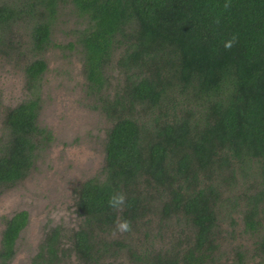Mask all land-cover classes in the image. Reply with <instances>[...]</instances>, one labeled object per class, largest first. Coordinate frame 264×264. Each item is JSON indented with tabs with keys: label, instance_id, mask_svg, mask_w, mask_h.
Returning a JSON list of instances; mask_svg holds the SVG:
<instances>
[{
	"label": "trees",
	"instance_id": "obj_1",
	"mask_svg": "<svg viewBox=\"0 0 264 264\" xmlns=\"http://www.w3.org/2000/svg\"><path fill=\"white\" fill-rule=\"evenodd\" d=\"M65 3L87 20L79 38L83 72L112 124L101 175L76 190L81 224L68 237L62 227H51L30 264H64L69 251L82 264H115L108 258L120 250L131 264H210L218 249L224 176L233 179L236 172L259 179L244 195L243 219L247 230L264 231V0H231L227 10L225 0H5L0 36L10 42L11 27L29 21L31 49L43 53ZM234 33L238 43L225 49ZM117 51L122 81L111 95L107 71ZM46 70L44 59L29 61L27 98L3 111L0 195L27 177L53 141L38 123ZM115 192L127 197L119 212L108 206ZM158 209L166 220L185 217L191 240L139 254L109 239L118 217L131 221L132 232ZM28 219L25 210L5 219L0 264L12 261ZM260 247L264 253V237Z\"/></svg>",
	"mask_w": 264,
	"mask_h": 264
},
{
	"label": "rangeland",
	"instance_id": "obj_2",
	"mask_svg": "<svg viewBox=\"0 0 264 264\" xmlns=\"http://www.w3.org/2000/svg\"><path fill=\"white\" fill-rule=\"evenodd\" d=\"M87 24L70 3H65L58 7L52 23L51 44L43 53L36 54L31 49L29 21H18L11 27L10 42L0 36V134L5 108L27 98L24 68L37 57L47 63L38 123L53 134V141L39 152L27 177L0 195V240L6 218L21 210L29 215L10 264H30L51 227H62L66 237L77 229L81 218L75 206L76 190L85 180L101 175L107 131L112 122L101 110L98 95L90 93L83 72L79 38ZM119 55L120 51L113 54L107 71L111 95L122 81L116 67ZM235 174L233 179L230 174L224 176L225 191L217 210L218 249L210 264H264L260 247L264 231L247 230L243 219L244 195L259 187V179L249 171L245 175ZM159 202L156 201L155 209L161 205ZM59 211L65 215L53 219L52 214ZM143 220L137 230L128 235L115 232L109 239L121 240L139 254H151L183 246L192 238V227L180 215L166 220L158 209ZM65 242L68 245L67 238ZM108 260L131 264L129 253L123 250ZM64 264L82 263L69 251Z\"/></svg>",
	"mask_w": 264,
	"mask_h": 264
},
{
	"label": "clouds",
	"instance_id": "obj_3",
	"mask_svg": "<svg viewBox=\"0 0 264 264\" xmlns=\"http://www.w3.org/2000/svg\"><path fill=\"white\" fill-rule=\"evenodd\" d=\"M223 7L225 10L230 9L231 8V0H225ZM214 23L217 25L220 24L219 17H217L215 19ZM238 41H239V37L237 34L234 33L231 36V38H229L228 40H226L224 42L225 49L230 50L232 47H234L235 44L238 43ZM126 203H127V197L123 192L113 193L108 200V206L116 212L121 211L123 209V207L126 205ZM72 211L75 213L74 208ZM52 215H53V219H58L60 216H64L65 213L63 211H59V212H54ZM131 230H132V223L130 220L120 219L119 217L117 218L116 226H115L116 232L127 233V232H130Z\"/></svg>",
	"mask_w": 264,
	"mask_h": 264
}]
</instances>
